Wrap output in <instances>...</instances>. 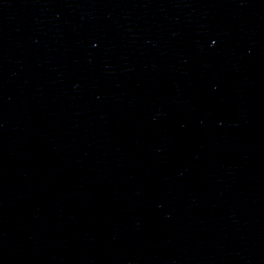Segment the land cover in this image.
<instances>
[{
	"label": "water",
	"instance_id": "obj_1",
	"mask_svg": "<svg viewBox=\"0 0 264 264\" xmlns=\"http://www.w3.org/2000/svg\"><path fill=\"white\" fill-rule=\"evenodd\" d=\"M0 264H264V0H0Z\"/></svg>",
	"mask_w": 264,
	"mask_h": 264
}]
</instances>
